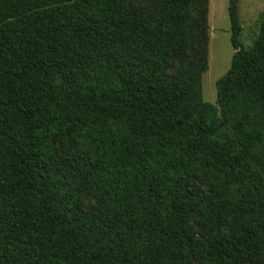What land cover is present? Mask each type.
<instances>
[{
  "label": "trees",
  "instance_id": "obj_1",
  "mask_svg": "<svg viewBox=\"0 0 264 264\" xmlns=\"http://www.w3.org/2000/svg\"><path fill=\"white\" fill-rule=\"evenodd\" d=\"M238 1L212 105L209 0H0V264H264V17L244 47Z\"/></svg>",
  "mask_w": 264,
  "mask_h": 264
},
{
  "label": "rangeland",
  "instance_id": "obj_2",
  "mask_svg": "<svg viewBox=\"0 0 264 264\" xmlns=\"http://www.w3.org/2000/svg\"><path fill=\"white\" fill-rule=\"evenodd\" d=\"M227 5L228 0H209L208 68L202 76V98L212 105H216V81L229 69L234 51L230 42ZM238 15L242 27L241 43L249 47L258 33L259 18L264 17V0H239ZM82 203L87 210L96 205L89 195L82 197ZM196 264H200L198 258Z\"/></svg>",
  "mask_w": 264,
  "mask_h": 264
}]
</instances>
